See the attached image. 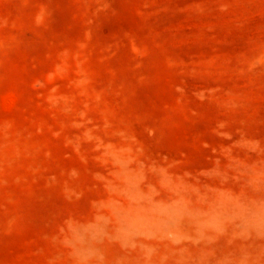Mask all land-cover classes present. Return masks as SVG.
I'll return each mask as SVG.
<instances>
[{
  "label": "rangeland",
  "instance_id": "374dc122",
  "mask_svg": "<svg viewBox=\"0 0 264 264\" xmlns=\"http://www.w3.org/2000/svg\"><path fill=\"white\" fill-rule=\"evenodd\" d=\"M0 264H264V0H0Z\"/></svg>",
  "mask_w": 264,
  "mask_h": 264
}]
</instances>
